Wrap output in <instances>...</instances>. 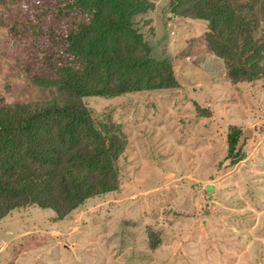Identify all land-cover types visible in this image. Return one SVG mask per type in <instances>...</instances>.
<instances>
[{
    "label": "rangeland",
    "instance_id": "374dc122",
    "mask_svg": "<svg viewBox=\"0 0 264 264\" xmlns=\"http://www.w3.org/2000/svg\"><path fill=\"white\" fill-rule=\"evenodd\" d=\"M149 1L135 24L182 88L83 98L96 125L126 141L120 189L64 219L36 206L12 211L0 219V264H264V77L232 82L205 48V24L174 17L170 0ZM8 42L0 27L8 104L68 95L20 71Z\"/></svg>",
    "mask_w": 264,
    "mask_h": 264
},
{
    "label": "trees",
    "instance_id": "16d2710c",
    "mask_svg": "<svg viewBox=\"0 0 264 264\" xmlns=\"http://www.w3.org/2000/svg\"><path fill=\"white\" fill-rule=\"evenodd\" d=\"M149 0H0L20 71L60 85L59 100L8 104L0 95V219L36 206L68 217L87 200L120 189L126 141L98 126L83 98L179 90L173 63L156 58L137 28ZM171 13L204 23L208 51L232 82L264 77V0H170ZM37 77H35L36 80ZM240 131L228 137L235 154Z\"/></svg>",
    "mask_w": 264,
    "mask_h": 264
},
{
    "label": "crops",
    "instance_id": "0c3cea01",
    "mask_svg": "<svg viewBox=\"0 0 264 264\" xmlns=\"http://www.w3.org/2000/svg\"><path fill=\"white\" fill-rule=\"evenodd\" d=\"M178 19V18H177ZM183 20V19H182ZM190 21H192V20H190ZM194 22H196V21H194ZM199 23H201V22H199ZM204 24V23H203ZM206 27V26H205ZM205 48H206V46H205ZM206 50H207V52H208V54H210V55H213V54H211L209 51H208V49L206 48ZM218 58V57H217Z\"/></svg>",
    "mask_w": 264,
    "mask_h": 264
}]
</instances>
